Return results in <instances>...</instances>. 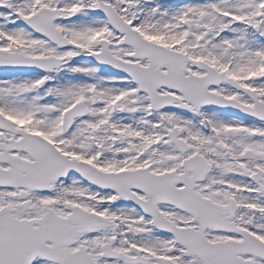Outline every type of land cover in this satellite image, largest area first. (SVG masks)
Wrapping results in <instances>:
<instances>
[{
	"label": "snow or ice",
	"instance_id": "snow-or-ice-1",
	"mask_svg": "<svg viewBox=\"0 0 264 264\" xmlns=\"http://www.w3.org/2000/svg\"><path fill=\"white\" fill-rule=\"evenodd\" d=\"M0 264H264V0H0Z\"/></svg>",
	"mask_w": 264,
	"mask_h": 264
}]
</instances>
